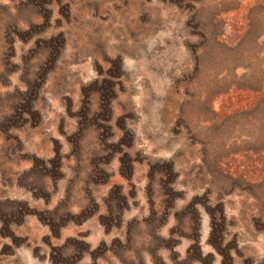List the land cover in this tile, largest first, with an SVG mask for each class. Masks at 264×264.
<instances>
[{"label":"rangeland","instance_id":"374dc122","mask_svg":"<svg viewBox=\"0 0 264 264\" xmlns=\"http://www.w3.org/2000/svg\"><path fill=\"white\" fill-rule=\"evenodd\" d=\"M0 264H264V0H0Z\"/></svg>","mask_w":264,"mask_h":264}]
</instances>
